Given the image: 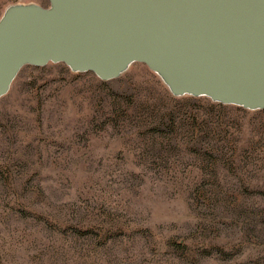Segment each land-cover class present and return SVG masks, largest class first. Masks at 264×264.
<instances>
[{
    "label": "rangeland",
    "instance_id": "obj_1",
    "mask_svg": "<svg viewBox=\"0 0 264 264\" xmlns=\"http://www.w3.org/2000/svg\"><path fill=\"white\" fill-rule=\"evenodd\" d=\"M48 0H0L8 5ZM0 264H264V108L24 66L0 98Z\"/></svg>",
    "mask_w": 264,
    "mask_h": 264
},
{
    "label": "water",
    "instance_id": "obj_2",
    "mask_svg": "<svg viewBox=\"0 0 264 264\" xmlns=\"http://www.w3.org/2000/svg\"><path fill=\"white\" fill-rule=\"evenodd\" d=\"M115 79L143 63L173 96L264 108V0H48L0 16V98L24 66Z\"/></svg>",
    "mask_w": 264,
    "mask_h": 264
}]
</instances>
